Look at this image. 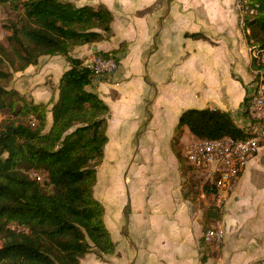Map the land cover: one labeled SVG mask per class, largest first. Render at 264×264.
Masks as SVG:
<instances>
[{
    "label": "crops",
    "instance_id": "0c3cea01",
    "mask_svg": "<svg viewBox=\"0 0 264 264\" xmlns=\"http://www.w3.org/2000/svg\"><path fill=\"white\" fill-rule=\"evenodd\" d=\"M72 2L107 7L113 33L75 45L70 55L86 61L125 43L114 76H96L89 85L109 106L108 141L94 193L116 246L110 254L88 252L80 264H253L264 258V143L228 193L218 219L212 218L209 198L185 195L187 179L176 151L197 139L186 125L177 128L184 110L219 108L234 119L243 117L253 70L237 0ZM40 62L43 73L56 69V81L70 67L61 54L41 55ZM33 94L42 98L48 89ZM201 175L199 192L214 178ZM211 226L224 230L218 243L204 238Z\"/></svg>",
    "mask_w": 264,
    "mask_h": 264
},
{
    "label": "trees",
    "instance_id": "16d2710c",
    "mask_svg": "<svg viewBox=\"0 0 264 264\" xmlns=\"http://www.w3.org/2000/svg\"><path fill=\"white\" fill-rule=\"evenodd\" d=\"M15 1L24 7L21 27H15L9 37L22 63L19 70L36 64L44 54L65 55L70 67L60 77L47 133L42 132L47 107L36 102L20 112L35 114L37 124L9 122L0 131V264H80L92 246L106 254L113 253L116 246L104 222V206L93 191L108 141L109 106L88 88L96 77L94 69L69 52L75 45L111 36L113 17L103 4L95 8L76 6L72 0ZM249 1L258 7L256 14L246 15L250 29L246 38L249 45L264 49V0ZM124 47L121 43L96 55L119 61L118 53ZM6 52L0 44V57ZM251 64L255 68L253 61ZM256 68L264 69V62ZM3 92L0 90V109L6 106ZM249 100L246 95L243 110ZM76 123L79 125L70 130ZM183 125L197 138L249 135L230 111L219 108H188L179 117L178 130ZM30 169L44 170L45 178H32ZM49 184L54 186L53 192L45 191ZM185 190L192 200L200 193L189 192L186 186ZM213 212L212 218L218 219L219 209ZM11 223L25 229L13 228Z\"/></svg>",
    "mask_w": 264,
    "mask_h": 264
},
{
    "label": "rangeland",
    "instance_id": "374dc122",
    "mask_svg": "<svg viewBox=\"0 0 264 264\" xmlns=\"http://www.w3.org/2000/svg\"><path fill=\"white\" fill-rule=\"evenodd\" d=\"M24 14V7L22 6V2H17L15 0H8V2H0V44H2L5 49H7V52L4 54H1L2 57H0V71L3 72V75H0V90L8 91L3 92V97L5 99L6 106L3 109H0V131L4 128V125L9 122H24V123H31V125L37 124V119L35 118V114L29 113H22L21 108L23 106L30 107L31 104L36 103H44L47 107V117L45 122V127L43 129V133H47L50 130L53 118H52V106L53 103L58 99L59 96V81L55 80V77L53 76L54 73H56V69H53V72H41V66L44 64L43 62H38L35 64L36 69H30L26 70L20 69V66H22V63H20L19 58L17 56V51L14 45L9 41V37L12 35V32L14 28L20 29L21 27V18ZM252 18V17H248ZM247 18V19H248ZM246 23V20H245ZM250 29L245 26V31H249ZM246 32V33H247ZM250 53L252 61L254 62L255 68H253L252 64V72H253V82L257 80H263L264 82V69H257L256 66L263 63L264 61V49L259 48L258 45H255L254 47L252 45H249ZM257 54L258 57H255L254 54ZM62 55V54H61ZM87 59L85 62H87ZM120 63L118 61V65L115 71L108 73V74H99L96 75L98 79L102 77H106V79L110 78L111 76H114V74L119 70ZM252 86V85H251ZM48 89L47 96H43L42 98L38 97V95L33 94L36 90L40 91L43 89ZM88 88H90L88 86ZM92 90V88H90ZM45 93V92H44ZM44 100V101H43ZM243 108V107H242ZM246 109V108H245ZM244 109V110H245ZM242 109V111H244ZM109 115V114H108ZM237 116V115H235ZM108 118V116H107ZM237 121H240L239 117H235ZM108 120V119H107ZM240 124V122H239ZM76 125L71 128L70 130L74 129ZM190 138V137H189ZM195 140V138H193ZM185 141H188V137H186ZM191 141H188L186 144H189ZM185 143V142H184ZM177 154L179 157H185L186 156V148L185 146H178L176 149ZM7 156V154H4V157ZM104 156H105V148H104ZM103 156V160H104ZM186 159V158H185ZM102 162L97 166V170L100 168V166L103 164ZM183 163V172L185 173V179L186 180V187L187 191L189 192H196L198 189L197 187L201 184V180L203 179V176L201 175L204 173L203 171H196L195 168H190L187 159L185 161L182 160ZM189 167H188V166ZM30 176L32 178L35 177V173L41 176L42 181L45 176L46 172L44 170H29L28 171ZM104 178V177H103ZM41 184L44 185V182H41ZM102 185V184H101ZM104 186H107L104 178ZM45 191L47 192H53L54 186L53 185H46L44 186ZM94 191V188H93ZM94 196L97 198V196L94 193ZM98 199V198H97ZM105 220V218H104ZM13 228L17 227L22 230L25 229V227L20 225L18 226L16 223L10 224ZM116 236V233H114ZM217 243V242H214ZM2 244V239H0V245ZM92 244V243H91ZM93 245V244H92ZM92 250L90 253H97L98 255H101V252L95 247L92 246ZM103 253V252H102ZM106 254V253H104Z\"/></svg>",
    "mask_w": 264,
    "mask_h": 264
},
{
    "label": "built area",
    "instance_id": "2783aa9c",
    "mask_svg": "<svg viewBox=\"0 0 264 264\" xmlns=\"http://www.w3.org/2000/svg\"><path fill=\"white\" fill-rule=\"evenodd\" d=\"M244 25L246 15L257 13L258 4L249 0H237ZM255 45H253L254 47ZM255 57L258 55L255 53ZM264 61V60H263ZM94 69V74H108L116 70L118 61L113 56H97L85 62ZM250 100L246 107V116L240 120V127L248 132L244 138L225 135L218 138H197L187 144L186 156L189 165L196 171L211 175L212 182L203 184L200 189L202 198H209L210 206L221 210L225 205L228 193L234 188L238 178L245 169L249 159L264 143V82L257 80L252 83L249 92ZM38 179L41 176L35 173ZM224 236L221 227L211 226L204 238L208 242H220ZM253 264H264V258Z\"/></svg>",
    "mask_w": 264,
    "mask_h": 264
}]
</instances>
